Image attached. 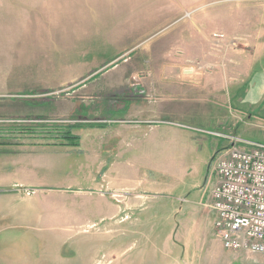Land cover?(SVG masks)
Returning <instances> with one entry per match:
<instances>
[{"label":"rangeland","instance_id":"obj_1","mask_svg":"<svg viewBox=\"0 0 264 264\" xmlns=\"http://www.w3.org/2000/svg\"><path fill=\"white\" fill-rule=\"evenodd\" d=\"M56 1L0 0V128L13 130L4 145L16 149L19 159L31 147L67 143L63 133L82 137L69 152L47 151L34 158L42 185L0 194V264H182L196 251L211 264H229L230 251L218 238L215 213L206 206L217 180L213 163L231 145V136L242 140V147L264 143V105L248 108L245 98L238 105L231 91L227 104L219 93L208 97L200 84L186 97L145 96L151 109L155 100L186 107L190 114H178L171 126H155L152 122L162 114L152 110L114 115L128 121L107 127L90 124L109 119V114L74 117L56 111L71 103L70 96L43 91L42 83L32 80L45 74L42 63H26L40 47L36 36ZM240 3L254 5L258 12L264 8V0H192L184 19L129 49L95 45L92 56L118 64L148 57L162 35L202 13L210 16L209 33L224 30L227 40L233 37L231 13ZM95 13L91 26L104 27ZM246 21L260 24L255 17ZM53 51L46 61L61 60ZM165 53L196 63L203 52L171 47ZM62 75L66 82H76L67 70ZM52 96L58 104H46ZM260 100L264 103V97Z\"/></svg>","mask_w":264,"mask_h":264},{"label":"crops","instance_id":"obj_2","mask_svg":"<svg viewBox=\"0 0 264 264\" xmlns=\"http://www.w3.org/2000/svg\"><path fill=\"white\" fill-rule=\"evenodd\" d=\"M191 2L192 0H57L55 8L48 12L46 23L40 26L39 35L36 36L40 47L31 52V60L26 62L33 65L39 61L38 64L42 63L39 64L41 68L46 70L45 74L32 80L42 83L43 91L54 94L60 91L62 96H70L71 103H65L63 108L57 106L56 111L63 110L74 117L86 114L112 115L109 119L91 123L96 127H107L118 121L127 122V118L114 119V115L137 113L139 109L142 114L151 110L162 114L161 120L152 122L155 126L176 124L178 114H190L185 106L174 104L175 102L165 103L167 101L156 103L155 100L151 109L145 102V96L151 93L155 98L186 97L191 95L194 85L200 84L202 89H206L208 97H218L216 94L219 93L228 104L227 93L231 91L234 92L231 97L233 95L238 99V105L245 98L249 99L245 103L248 108L262 107L264 103L260 98L264 97V41L261 40L264 36V8L258 12L253 10L256 7L254 5L238 4L231 13L233 28L230 32L233 37L230 36L227 40L224 39L227 37L224 30L209 33L206 25L210 22V16L202 13L189 21L182 20L176 30L159 36L149 52L154 58L148 54V57L144 56L135 62L130 60L118 64L114 62L115 59L97 62L92 56L94 53L91 48L95 45H114L125 50L150 38L168 24L189 15L191 12L187 10ZM96 10L104 27L95 28L90 24L96 20ZM252 17L258 18L260 24H249L246 20ZM215 34H224V37ZM254 34L257 35L252 36ZM171 47L196 49L203 53L196 59V63H192L190 59L166 57L165 50ZM53 50H57L61 60L46 61ZM91 56L94 59L90 60ZM66 70L74 74L71 79L76 82H66L62 75V71ZM136 76L141 81L136 82ZM49 99L46 104H58L55 103V97ZM46 104L41 106H47ZM136 123L144 122L141 120ZM179 125L183 124L180 122ZM229 144L232 142L229 141ZM46 145L48 146L26 149L23 157L18 159L16 149L0 144V194L11 193L12 188L17 186L39 187L38 185L43 184V178L34 172V158L42 157L40 154L47 151L69 152L74 147L53 143ZM227 147L228 145L225 148ZM10 202L9 198L8 204ZM196 253L198 252L191 255L193 258L190 261L185 258L181 260L182 264H211ZM230 256L229 264H264V255L246 258L242 253L230 251Z\"/></svg>","mask_w":264,"mask_h":264},{"label":"built area","instance_id":"obj_3","mask_svg":"<svg viewBox=\"0 0 264 264\" xmlns=\"http://www.w3.org/2000/svg\"><path fill=\"white\" fill-rule=\"evenodd\" d=\"M224 37V34H215ZM232 144L215 157L216 182L206 204L224 247L246 258L264 255V143Z\"/></svg>","mask_w":264,"mask_h":264},{"label":"trees","instance_id":"obj_4","mask_svg":"<svg viewBox=\"0 0 264 264\" xmlns=\"http://www.w3.org/2000/svg\"><path fill=\"white\" fill-rule=\"evenodd\" d=\"M90 125H94V124H90ZM100 126H103L101 124H98ZM26 129V128H25ZM24 129V130H25ZM26 130H29V129H26ZM13 130H2L0 128V144H5L7 143V141L5 140H8L11 136V133H12ZM24 132H27V131H23V132H20L21 133H24ZM57 132V131H56ZM63 137L67 138L68 142L65 143V142H62V143H53V144H60V145H70V146H74V147H77L80 145V140H81V137L79 135H76V134H72L71 131L68 132V135H66V133H63ZM60 136V135H58Z\"/></svg>","mask_w":264,"mask_h":264}]
</instances>
